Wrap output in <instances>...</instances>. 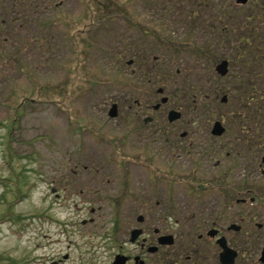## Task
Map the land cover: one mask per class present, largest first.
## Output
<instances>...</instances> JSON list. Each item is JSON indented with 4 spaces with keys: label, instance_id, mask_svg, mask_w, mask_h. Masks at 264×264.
<instances>
[{
    "label": "rangeland",
    "instance_id": "1",
    "mask_svg": "<svg viewBox=\"0 0 264 264\" xmlns=\"http://www.w3.org/2000/svg\"><path fill=\"white\" fill-rule=\"evenodd\" d=\"M252 8L237 11L229 0H0V264H111L117 253H134L131 225L151 198L147 189L159 183L161 204L140 211L152 224L170 223L175 178H186L191 162L224 160L200 165L204 178L221 175L225 186L259 180L254 164H227L235 159L209 135L221 114L234 121L249 92L233 82L255 52L241 57L251 45L235 33L246 37L253 21L264 58V16L250 19ZM178 42L191 50L177 51ZM223 58L230 73L220 81ZM256 73L264 95V66ZM172 82L189 97L182 128L196 143L182 151L165 142L167 125L148 140L130 134L136 100L143 115L154 113L163 83L178 93Z\"/></svg>",
    "mask_w": 264,
    "mask_h": 264
},
{
    "label": "flooded vegetation",
    "instance_id": "2",
    "mask_svg": "<svg viewBox=\"0 0 264 264\" xmlns=\"http://www.w3.org/2000/svg\"><path fill=\"white\" fill-rule=\"evenodd\" d=\"M229 1L237 11H241L243 6L249 4L254 6V9L252 8L254 12H251L250 19H256L258 15L264 16V0H247L245 3L239 2V0ZM257 7L261 10L259 14ZM4 21L5 24L9 23ZM3 26V22L0 21V31ZM256 30L253 21L252 32L249 35L243 38L235 33L236 42L245 41L244 44L251 45L250 49H243L238 55L244 57L245 53L255 52L253 58L244 62L245 67L249 65V70L242 66L246 72L245 75L237 77L233 82L236 87L239 83L240 86L249 88V92H245V98L240 96L239 109L234 114V121L232 122L230 119V114H221V117L213 123L209 135L220 140L216 146L219 145L223 152L226 151L225 156L235 159L227 164H254L261 177L259 180H256V177L252 178L250 185L245 182V184L235 183L233 186H225L224 178L221 175H214L211 180L210 177L204 178V171L200 165L214 164L216 167L219 164H225L224 160L214 163L191 162L187 177L175 178L176 187L170 195L171 199L173 197L177 203L164 213L171 217L170 223L159 225L148 222L144 210L140 211L143 206H149L148 201L155 200L157 204H161L159 183L152 184L146 192L151 198H145L148 201L139 206L135 213L138 217L137 225H131L128 242L135 246V252L117 253L111 264L119 254L127 257L126 264H264V95L258 92L256 86V72L258 68H261V65L264 66V58L258 59L261 51L257 48V42H254L259 37V34L255 33ZM261 40H264V31L261 34ZM174 45L179 52L188 53L191 50L189 48L191 46L187 43L183 45L182 42H178V45ZM196 51L199 54L201 48ZM223 62H227V66L224 67L226 69L224 75L218 70L219 65ZM128 63L132 64L133 61ZM230 63L231 59L229 58L218 59L215 72L220 81L229 76ZM171 85L176 87L178 93L173 96L168 95L166 93L167 86L163 83L156 91L160 100L151 105L154 113L147 112L146 115H143L145 106L141 100H136L135 106L138 109L139 117H136L137 120L132 123L131 133L130 130L129 133L138 138L147 137L148 140L157 134L155 130L160 126L167 125L168 128L164 134L167 136L169 134L170 138L167 137L165 142L171 143L173 148L182 151L186 149L185 142L189 148L196 144L195 140L194 142L192 140L190 131L182 128L184 110L181 101L188 100L189 97L187 95L183 96L184 99L181 98L179 86H175V82H172ZM164 98H166L165 101H163ZM223 98H226V101H223ZM220 102L228 103V96L223 95ZM114 104L116 103H113L112 107ZM172 110L180 113V116L174 120L169 119V113ZM217 122L220 124V133L214 134ZM232 123L235 131L231 130ZM153 125L155 128L150 129ZM147 129L149 133L145 135ZM180 129L181 131H179ZM178 133L179 136H175ZM153 140L154 142L158 141L157 137ZM215 149L216 147L212 148V150ZM219 153L221 152L219 151ZM142 165L148 168L151 166L150 164ZM148 168L145 167L146 170ZM159 173L153 172V175L165 174L166 178H171V173ZM156 189L158 192H155ZM136 229L141 230V233L136 241L132 242L131 234ZM54 264L59 263L55 262Z\"/></svg>",
    "mask_w": 264,
    "mask_h": 264
},
{
    "label": "water",
    "instance_id": "3",
    "mask_svg": "<svg viewBox=\"0 0 264 264\" xmlns=\"http://www.w3.org/2000/svg\"><path fill=\"white\" fill-rule=\"evenodd\" d=\"M239 2L245 3V2H247V0H239ZM226 66H227V62H223L218 67V70H220V73L223 74V75L226 73V69L224 68ZM160 91H162V90H160ZM165 99L166 98H164L163 101H165ZM223 101H226V98H223ZM110 115L112 117H115L117 115V105L116 104L113 105V107H112V109L110 111ZM179 116H180V113L177 112V111H174V110H172L169 113V119L170 120H174V119L178 118ZM213 133L214 134H219L220 133V124L218 122L215 124V130L213 131ZM140 233H141V230H138V229L133 230L132 234H131V241L132 242L136 241V239L138 238ZM126 262H127V257H125L124 255L119 254V255L116 256V259H115L113 264H126Z\"/></svg>",
    "mask_w": 264,
    "mask_h": 264
}]
</instances>
